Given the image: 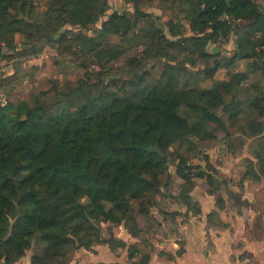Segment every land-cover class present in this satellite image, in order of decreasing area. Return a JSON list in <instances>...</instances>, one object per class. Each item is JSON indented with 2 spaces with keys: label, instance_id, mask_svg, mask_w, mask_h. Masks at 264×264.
<instances>
[{
  "label": "trees",
  "instance_id": "16d2710c",
  "mask_svg": "<svg viewBox=\"0 0 264 264\" xmlns=\"http://www.w3.org/2000/svg\"><path fill=\"white\" fill-rule=\"evenodd\" d=\"M44 1L41 18L31 20L28 13L25 20L18 14L30 0H0V41L14 48V35L25 32L29 44L43 38L69 56L76 55L78 44L80 64L87 70V59L98 63L104 57L114 64L127 49L136 52L118 67L126 76L117 75L114 66L94 70L62 86L54 82L43 96L8 97L0 106V262L14 264L31 250L30 264H68L74 252L95 244L117 252L125 242L113 235L102 238L98 228L110 222L141 239L127 247L131 260L143 245V255L130 264H147L141 234L160 230L150 212L158 207V196L165 207L189 208L199 179L223 206V182L211 174L205 152L215 147L217 137L236 138L241 130L240 135L254 138L244 178L254 183L264 178V0H124L133 12H112L99 28L107 0ZM151 4L170 17L162 22L143 10ZM66 26L79 31L65 36ZM91 26L95 36L84 33ZM41 31L45 36L36 38ZM231 36L233 56L207 52L209 44L221 46ZM244 60L250 61L251 80L258 74L262 81L252 82L242 97L245 72L230 73L223 81L213 76ZM149 62L163 65L157 78L145 69ZM242 142L229 141L227 150L237 156ZM150 146L161 154L148 152ZM201 150L207 173L186 158L191 153L197 158ZM170 157L181 181L174 193L167 174ZM161 209L158 214L166 212ZM166 213L172 219L178 215Z\"/></svg>",
  "mask_w": 264,
  "mask_h": 264
},
{
  "label": "rangeland",
  "instance_id": "374dc122",
  "mask_svg": "<svg viewBox=\"0 0 264 264\" xmlns=\"http://www.w3.org/2000/svg\"><path fill=\"white\" fill-rule=\"evenodd\" d=\"M31 4L27 7V9H22L21 12H19L18 17H22L23 19L28 18V13L33 14V17L31 20H36V18H41V13L43 10H45V1L44 0H30ZM108 4V10L105 14L104 17L101 18V20L96 24L95 28H99L100 24L102 21L106 20L109 14L112 12H118V13H123V12H133L132 4L127 3L124 0H107ZM143 10H147V12L153 13L155 16H160L161 21L164 22L168 19V16L170 17V14L168 13V16H163L162 12L158 7L155 6V4H151L146 7H142ZM11 13L12 10L10 11ZM18 12V11H17ZM66 30L64 32L65 36H74L76 33H78L79 29L77 28H70L68 26L65 27ZM92 26L90 27L89 30L84 31L89 36H95L96 32L94 31L95 29ZM43 35V36H42ZM47 35V34H46ZM39 36L44 37L45 32L41 31L39 33H35V37L38 38ZM13 43H14V48H10L6 42L0 41V82L2 85V88L5 92V94L10 97L11 100H24L28 101L34 96H43L46 92H48L51 89V86L55 82L59 86H62L66 82H75L80 78L85 77V75L88 72H92L94 70H108L112 66L113 71L123 76H126L125 70L123 68H118L121 67L123 64V61L125 58L131 57L135 54L136 49L135 48H129L126 50L125 57L121 59L120 61L115 62L114 64L109 63L106 64L105 60L106 58H101L98 63H96L94 60L89 61L87 59V63L89 64L88 70L83 68L81 66L82 58L79 56V50L80 46L77 44L75 46L74 52L75 56H69V55H63L59 54L56 51V47H51L50 45H47L42 39H36V41H33L31 44H29V39L28 36L25 32L23 33H16L13 37ZM110 41L117 43L118 44V39L110 37ZM30 46L33 47V50H31ZM235 49V43H234V37H230V41L228 43H224L221 46L212 45L209 44L207 46V52L209 53H216L220 52L222 56L225 57H231L233 56V52ZM34 51V53H33ZM249 60H244L238 62L236 65H230L228 69L225 70H219L215 73L213 76V80L217 81H223L228 78V74L233 73V72H245L247 74L248 79L244 81L243 88L241 89V96H248L245 93V89H247V86L251 85L252 82L256 83L255 80L262 81V79L259 78V75L255 77V79H252V75H250L251 71V66L249 65ZM198 68L201 67H195L191 68L193 71L198 70ZM148 72L151 78H157L162 69L163 65L160 63H154V62H149L148 66L145 68ZM212 80V81H213ZM207 84L210 82L207 81ZM254 83V84H255ZM240 122H238L236 128H240L241 126L238 127ZM264 124V122H263ZM243 131H238L239 137H233L230 136V140L226 139V137H220L215 139V147L210 150H205L207 154V159L211 166L213 167V174L215 176V180L218 182H223V186L221 188L222 193L227 192V191H232L235 187V190L240 189L242 190L244 188L243 183L241 179H244L243 181L247 180L248 178H244V174L246 172L247 164L245 163V160L248 158H251L248 154V151L251 150V148L256 147V142L255 139L252 137H248L247 135H240L242 134ZM229 133V132H228ZM219 134V132L217 133ZM216 137V136H215ZM238 138V139H237ZM240 138L243 140V144L241 149H239L240 154L237 156H233L228 150H227V143L229 141H232L235 143ZM218 139V140H217ZM237 139V140H236ZM217 140V141H216ZM235 142H234V141ZM226 141V143H225ZM210 142V141H209ZM209 144V143H208ZM205 146V145H204ZM172 151L174 149H171ZM236 149H233V151H236ZM203 151L201 150L200 153L197 154V158L193 159L194 155L193 153L190 154V156H187L186 158L190 162V164L197 165L200 168L204 170L205 173L209 172L206 167V159L204 158L205 156L202 153ZM173 154H177V150L173 151ZM173 156V155H172ZM171 156V157H172ZM169 158L170 165L168 167V176L171 178L173 182V187H172V192L174 193L175 190L177 189L178 185L180 184V180L174 175V158ZM255 161V160H253ZM236 167L238 168L236 172ZM245 168V171L243 173V169ZM240 176V180H239ZM199 181V180H198ZM197 181V182H198ZM205 184L202 183V186ZM238 187V188H237ZM160 191L165 193L166 191L163 189H160ZM156 203L158 202V207H153L151 208L150 212L156 218L158 221L161 223V227L159 232H154L152 235L148 236L153 239L161 237V234L164 232L163 229L166 228L169 231L172 229V217L168 215H163L167 214L166 212L168 211H160L162 213L158 214L157 213V208L162 207L161 210H170L173 207H176V205L173 204H167L168 207H165L163 205L164 202H162V197L158 196L156 199ZM81 204H84L86 200L82 199ZM171 202L172 201H167ZM137 211V209H134V212ZM139 220L142 217H138ZM122 226V225H120ZM99 229H101V236L104 239H109L110 236H116L115 234L118 235V225L106 222V223H101L98 226ZM142 228H148L146 227V224H143ZM167 230V231H168ZM127 231V230H126ZM143 231V236L145 235V230ZM162 232V233H161ZM141 234V235H142ZM158 234V236H157ZM166 234V232H164ZM146 236V235H145ZM147 239L143 238V243H146ZM146 249V245L144 246ZM148 250V249H147ZM32 255V252H31Z\"/></svg>",
  "mask_w": 264,
  "mask_h": 264
},
{
  "label": "crops",
  "instance_id": "0c3cea01",
  "mask_svg": "<svg viewBox=\"0 0 264 264\" xmlns=\"http://www.w3.org/2000/svg\"><path fill=\"white\" fill-rule=\"evenodd\" d=\"M198 180H194L195 187L190 193L191 207L176 205L166 210L178 213L170 231L164 228L166 234L163 232L156 239L141 235L142 239H147L148 250L144 251L149 254L147 264H264V178L259 183L241 179L244 182L242 190H235V186L232 191L221 193V208L214 197L204 191L203 181ZM211 213L215 216L210 218ZM115 235L125 242L124 249L111 252L107 246L95 244L74 252L68 264H130L138 261L143 255L140 251L143 245L133 251L131 260H128L127 247L138 244L141 239L133 238L120 225L118 235ZM31 252L26 251L14 264H30Z\"/></svg>",
  "mask_w": 264,
  "mask_h": 264
},
{
  "label": "built area",
  "instance_id": "2783aa9c",
  "mask_svg": "<svg viewBox=\"0 0 264 264\" xmlns=\"http://www.w3.org/2000/svg\"><path fill=\"white\" fill-rule=\"evenodd\" d=\"M7 102H8V96L5 94L0 82V106L1 107L5 106Z\"/></svg>",
  "mask_w": 264,
  "mask_h": 264
},
{
  "label": "water",
  "instance_id": "95a60500",
  "mask_svg": "<svg viewBox=\"0 0 264 264\" xmlns=\"http://www.w3.org/2000/svg\"><path fill=\"white\" fill-rule=\"evenodd\" d=\"M148 152L152 153H157V154H161V152L154 146H150L148 149H147Z\"/></svg>",
  "mask_w": 264,
  "mask_h": 264
}]
</instances>
